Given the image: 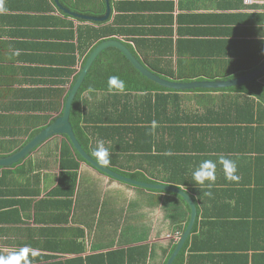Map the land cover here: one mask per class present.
<instances>
[{"label":"crops","instance_id":"crops-1","mask_svg":"<svg viewBox=\"0 0 264 264\" xmlns=\"http://www.w3.org/2000/svg\"><path fill=\"white\" fill-rule=\"evenodd\" d=\"M251 2L0 0V149L18 146L20 150L62 116L72 87L101 41L122 42L153 73L155 69L164 75L173 73V78H164L168 81L237 79L230 76L243 64L224 61L220 51L222 43L228 42V52L236 57L248 45V58L254 57V42L264 40V0ZM108 6L107 20L84 19L104 18ZM79 28H90L94 35L103 29L114 33L81 46ZM17 49L19 56L13 55ZM108 62L110 57H104L102 63ZM71 69L74 73L69 75ZM111 76L127 84L124 74L110 70L96 78L101 90H87L80 96L87 153L96 160L93 151L102 140L110 152L107 167L114 172L181 188L192 197L197 218L178 264H264V102L246 93L216 89L109 91ZM248 98L252 102L245 104ZM244 105L256 114L254 124L238 117ZM247 127L251 130L246 134ZM222 129L226 130L219 132ZM37 130L40 133L32 136ZM70 143L66 136H54L22 164L8 168L18 176L8 174L10 180L2 191L23 195L17 197V204L10 203L13 196L0 197L4 200L0 255L29 246L39 251L38 256H29L32 264H54L44 255L60 253L65 262L76 257L69 251L75 244L85 247L84 257L144 246L149 251L147 264H166L190 222L186 201L173 193L116 180L76 155L74 196L54 195L63 170L61 152L64 146L72 149ZM221 155L236 161L238 181L226 179L218 162ZM204 160L217 162L210 186L192 179Z\"/></svg>","mask_w":264,"mask_h":264},{"label":"trees","instance_id":"trees-1","mask_svg":"<svg viewBox=\"0 0 264 264\" xmlns=\"http://www.w3.org/2000/svg\"><path fill=\"white\" fill-rule=\"evenodd\" d=\"M87 30H89L88 32H90L89 34H87ZM79 31V42L81 43H91L93 44L96 41H99L101 39H109L113 36L114 31L108 30L106 31L105 29H103L102 31H96L97 33L94 35L91 32L90 28H84V29H78ZM84 39V42H82ZM103 41H101L99 44H101ZM222 50L220 52H223V60L224 61H239L243 64V67H240L239 69H237L236 71H238L237 74L230 76V78H238L240 76H243L246 72L252 71L253 67L257 68L260 65H262L264 63V40H259L254 42V51H252L251 55H254L253 58V65L250 64V60L252 58H248L249 56V49L247 50V46L248 45H244L242 48V52L238 53V55L235 57L232 53L228 52L229 47H228V42H223L222 43ZM82 46V44H81ZM245 49V50H244ZM104 57H110L111 62H108V64H104L102 63L103 58ZM249 63V66H247ZM75 64V63H74ZM110 69L113 71L114 73H119L120 74H124L126 80H127V84H126V88L129 89V91H135V92H142V93H177L178 91H174V90H170V89H166L162 86H159L157 84H155L154 82L150 81L149 79H147L146 77H144L140 72H138L131 64L130 62L127 60V58L117 49H109L105 52H103L100 57L98 58V60L94 63L92 69L90 70L89 74L87 75V77L84 80L83 85L81 86L80 90L77 93V96L75 98V101L73 103L72 106V111H71V123L74 127V131L76 134V137L78 138V141L80 142V144L82 145V147L87 150V144L85 143L84 139L86 138L85 136V132L83 130V128L81 127V124L83 121H85V118L83 117L82 113H81V104H79V100H80V96L86 92L89 89L92 90H101V88L99 87V84L97 83V76L100 79L106 72H109ZM156 74L160 75V77L162 78H173V73L169 74V75H164L162 74L159 70L155 69ZM74 73V70H70L69 71V75H72ZM215 78V77H213ZM178 79H184L183 77H179ZM264 77L260 78L259 80H255L251 83H247L245 85L236 87V88H229V89H221V90H217V92H238V93H243V94H249L250 96H252L253 98L256 97L258 99H260V101L264 102ZM198 92H213L215 90H203V89H199L196 90ZM159 99L162 98L161 96L158 97ZM252 101L249 100V98L246 100L245 104L251 103ZM237 111V109H236ZM243 116H242V115ZM253 114V116H252ZM226 115L228 116L227 120H229L231 122V118L230 115L228 113H226ZM239 118H241V121H246L249 120V124H254L257 120H256V114L253 113V109H249L248 107H246L244 105L243 110L239 113L238 115ZM222 122V121H221ZM226 129H222L219 132H222ZM236 130V129H235ZM251 129L250 127L246 128V134L247 132H249ZM41 130H37L34 132V134L32 136L37 135L38 133H40ZM234 132L232 130V135L234 137ZM245 132V131H242ZM237 135H239L237 133ZM71 144V143H70ZM18 146L12 147L10 149L8 148H2L0 149V155H6V154H12L15 153L18 150ZM73 149V147H72ZM70 148V146H64L61 152V167H62V172L60 173V180H59V186L55 191V194H68L69 197L74 196L75 194V190H76V183H77V169L79 168V163L78 161L75 160V155L77 156L78 160L81 161H85L82 156L75 150ZM75 152V153H74ZM72 163H69V162ZM24 162L21 161L19 164H16L14 166H12L11 168H15L18 165L22 164ZM3 169L0 175V197L4 200L9 199L13 196V200H10V203L12 202V204H17L19 203V200L17 199V197H19V195H23L18 194V192H12L11 194L6 192V191H2L4 185L6 186L7 183L10 180V177H8V174H11L12 176H18L15 173H10L8 168H0ZM27 167L24 168V170H26ZM118 172V171H116ZM125 176H130L128 174L119 172ZM19 178V177H18ZM138 179V176L135 177ZM143 179V178H142ZM146 181H148L147 179H144ZM16 190V189H13ZM10 194V195H9ZM31 195V194H30ZM4 196V197H2ZM34 196V195H31ZM35 197V196H34ZM0 199V206L3 205V201ZM28 203H33V200L28 201ZM71 207H72V200H70L69 202V211L71 213ZM68 211V212H69ZM196 231V228H195ZM82 232V231H81ZM192 242L197 246L196 244V240L193 238ZM188 242H186L184 248L182 249L181 253L179 254V256L177 257L176 261L174 262V264H178L179 261L181 259H183L185 251L188 247ZM176 244L173 245V247L171 248L170 254L168 256V258L171 256V254L173 253V251L176 248ZM197 248V247H196ZM71 254L76 256L75 258L72 259H68L65 262L62 261V255L60 253H56V252H52L50 253V255H44V258H46L48 261L50 260H54L56 261L54 264H117V263H111L110 259L115 258L116 260H118L120 262V264H147L148 261V255H149V251L147 247L144 246H140V247H133V248H129L127 250H118V251H112L109 252L108 254H106V256L104 254H99V255H95V256H86L84 257L83 254L85 252V247L80 246L79 244H75L72 250ZM82 254V255H81Z\"/></svg>","mask_w":264,"mask_h":264},{"label":"water","instance_id":"water-1","mask_svg":"<svg viewBox=\"0 0 264 264\" xmlns=\"http://www.w3.org/2000/svg\"><path fill=\"white\" fill-rule=\"evenodd\" d=\"M111 9L108 6L107 15L104 18H94V17H85L87 20H96V21H104L109 18ZM109 48H117L119 49L132 63V65L147 79L153 81L154 83L170 90L174 91H187V90H197V89H227L232 87H238L240 85L250 83L254 80H257L264 74V65L258 68L257 70L237 79L227 80V81H194L188 83H180L174 81H168L164 78H161L159 75L153 73L148 68H146L132 53L131 51L120 41L108 40L100 44L95 48V50L90 54L87 59L85 65L83 66L74 86L71 89V92L68 96V99L65 104V108L63 114L60 118L55 120L50 126L44 129L40 134H38L33 140H31L27 145L18 150L16 153L0 157V168H10L19 162L25 160L28 156H30L38 146H40L45 140L50 139L57 135H63L69 138L74 149L82 156L83 159L86 160L90 165L95 167L100 172L116 179L121 182H125L127 184H131L134 186H138L145 189L164 191L168 193H173L181 198H183L186 203L189 205L191 210V218L190 222L180 238L179 243L177 244L176 249L168 259L166 264H174L176 258L182 251L188 237L191 235L192 230L194 228V224L197 218V208L192 197L186 193L181 188H177L174 186L164 185V184H153L147 182H141L132 178L125 177L119 173L114 172L108 167H104L99 162H97L87 151L82 147L80 142L78 141L73 125L71 123V110L74 99L80 90L85 78L89 74L91 68L93 67L95 61L101 55L103 51Z\"/></svg>","mask_w":264,"mask_h":264},{"label":"clouds","instance_id":"clouds-1","mask_svg":"<svg viewBox=\"0 0 264 264\" xmlns=\"http://www.w3.org/2000/svg\"><path fill=\"white\" fill-rule=\"evenodd\" d=\"M13 55L19 56L20 50L17 49L13 53ZM109 91L115 89L119 92H124L126 90V85L123 80H121L118 76H111L108 80ZM90 91L92 89H89ZM153 129L156 127V122H152ZM93 155L96 157V160L107 167L111 163L110 152L107 147H105L104 142L98 141L97 147L93 151ZM219 164L223 166L226 179L229 181H238L239 176L237 173V163L235 160L227 158L223 155L218 158ZM216 164L217 162L212 160H204L200 163L199 167L196 168L192 173V179L198 185H204L205 182H209V186L211 183L215 182L216 179ZM39 255V251L36 249H32L29 246H25L21 248L19 251L10 252L7 256L0 255V264H32V260L29 258L36 257Z\"/></svg>","mask_w":264,"mask_h":264},{"label":"built area","instance_id":"built-area-1","mask_svg":"<svg viewBox=\"0 0 264 264\" xmlns=\"http://www.w3.org/2000/svg\"><path fill=\"white\" fill-rule=\"evenodd\" d=\"M251 0H246V3L250 4ZM252 3V2H251ZM180 238V233L176 234V239L178 240Z\"/></svg>","mask_w":264,"mask_h":264},{"label":"rangeland","instance_id":"rangeland-1","mask_svg":"<svg viewBox=\"0 0 264 264\" xmlns=\"http://www.w3.org/2000/svg\"><path fill=\"white\" fill-rule=\"evenodd\" d=\"M119 222H121V221H119Z\"/></svg>","mask_w":264,"mask_h":264}]
</instances>
